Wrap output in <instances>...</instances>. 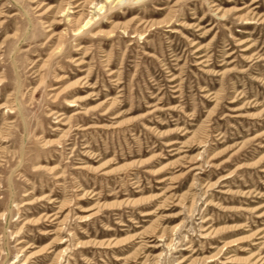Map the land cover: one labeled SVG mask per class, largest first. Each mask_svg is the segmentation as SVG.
Masks as SVG:
<instances>
[{"label": "rangeland", "instance_id": "rangeland-1", "mask_svg": "<svg viewBox=\"0 0 264 264\" xmlns=\"http://www.w3.org/2000/svg\"><path fill=\"white\" fill-rule=\"evenodd\" d=\"M0 264H264V0H0Z\"/></svg>", "mask_w": 264, "mask_h": 264}, {"label": "bare ground", "instance_id": "bare-ground-1", "mask_svg": "<svg viewBox=\"0 0 264 264\" xmlns=\"http://www.w3.org/2000/svg\"><path fill=\"white\" fill-rule=\"evenodd\" d=\"M49 30H51V28H49L48 31H49ZM80 49H81V48H80ZM172 144H173V143H172ZM50 216L52 217V216H54V214L52 213V214H50Z\"/></svg>", "mask_w": 264, "mask_h": 264}]
</instances>
